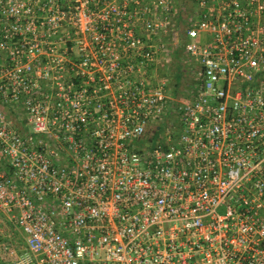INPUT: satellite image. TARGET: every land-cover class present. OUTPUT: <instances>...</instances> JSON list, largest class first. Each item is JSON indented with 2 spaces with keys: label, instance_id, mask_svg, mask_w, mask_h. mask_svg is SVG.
Listing matches in <instances>:
<instances>
[{
  "label": "built area",
  "instance_id": "obj_1",
  "mask_svg": "<svg viewBox=\"0 0 264 264\" xmlns=\"http://www.w3.org/2000/svg\"><path fill=\"white\" fill-rule=\"evenodd\" d=\"M0 213L12 264H264V0H0Z\"/></svg>",
  "mask_w": 264,
  "mask_h": 264
},
{
  "label": "rangeland",
  "instance_id": "obj_2",
  "mask_svg": "<svg viewBox=\"0 0 264 264\" xmlns=\"http://www.w3.org/2000/svg\"><path fill=\"white\" fill-rule=\"evenodd\" d=\"M182 7V6H181ZM188 8H190V3L186 4L187 12L183 13L182 9L180 8V18L181 15L184 16L185 19L190 18V13H188ZM177 26L181 27L185 25L184 21L182 22L179 20ZM173 51L167 57V61L162 66L163 72L168 79V91L172 95H180L185 94L188 90L191 89L192 85V76L195 74V62L193 58L185 54L181 46L178 49L175 48V45L172 47ZM179 82V85L177 83ZM11 229V238L13 240V252L12 255L19 254L23 248L22 246V236L18 229L11 223L7 224ZM24 243V242H23ZM22 246V247H21Z\"/></svg>",
  "mask_w": 264,
  "mask_h": 264
},
{
  "label": "crops",
  "instance_id": "obj_3",
  "mask_svg": "<svg viewBox=\"0 0 264 264\" xmlns=\"http://www.w3.org/2000/svg\"><path fill=\"white\" fill-rule=\"evenodd\" d=\"M8 223L11 224L7 217L4 214L0 213V264H12L13 260L17 256L12 255L11 253V247H13L14 244L11 238V228L7 225ZM23 242L24 240L22 241V246L24 245ZM6 247H10V251L6 249Z\"/></svg>",
  "mask_w": 264,
  "mask_h": 264
},
{
  "label": "trees",
  "instance_id": "obj_4",
  "mask_svg": "<svg viewBox=\"0 0 264 264\" xmlns=\"http://www.w3.org/2000/svg\"><path fill=\"white\" fill-rule=\"evenodd\" d=\"M177 85H179V82L177 83Z\"/></svg>",
  "mask_w": 264,
  "mask_h": 264
}]
</instances>
